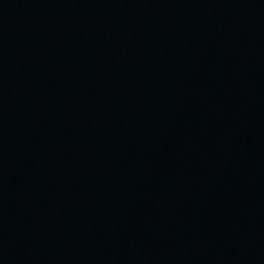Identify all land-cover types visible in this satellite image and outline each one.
<instances>
[{
    "label": "water",
    "instance_id": "95a60500",
    "mask_svg": "<svg viewBox=\"0 0 264 264\" xmlns=\"http://www.w3.org/2000/svg\"><path fill=\"white\" fill-rule=\"evenodd\" d=\"M0 264H264V0H0Z\"/></svg>",
    "mask_w": 264,
    "mask_h": 264
}]
</instances>
